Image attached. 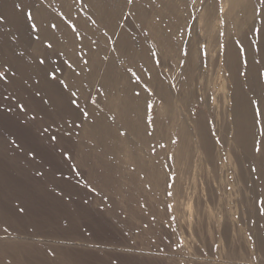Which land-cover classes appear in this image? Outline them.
<instances>
[{"label": "rangeland", "instance_id": "obj_1", "mask_svg": "<svg viewBox=\"0 0 264 264\" xmlns=\"http://www.w3.org/2000/svg\"><path fill=\"white\" fill-rule=\"evenodd\" d=\"M14 1L18 28L5 24L0 2V258L264 264V114H254L264 112V0H246L248 17L240 7L238 17L224 16L229 0ZM30 2L48 13L53 42L30 28ZM57 23L63 28L51 27ZM122 30L133 39L123 47ZM245 38L257 91L249 88ZM232 42L237 81L226 63ZM54 69L78 107L50 78ZM105 71L113 73L109 89L100 85ZM130 82L133 97L124 98ZM237 91L258 101L246 122L255 128L247 155L236 143Z\"/></svg>", "mask_w": 264, "mask_h": 264}, {"label": "bare ground", "instance_id": "obj_2", "mask_svg": "<svg viewBox=\"0 0 264 264\" xmlns=\"http://www.w3.org/2000/svg\"><path fill=\"white\" fill-rule=\"evenodd\" d=\"M93 1V0H91ZM1 2V8H2V14L3 16L6 18L5 19V24L10 25L12 26L13 28H18V18L13 14L12 12V9H14V4L16 3L14 0H0ZM32 2V1H31ZM31 2L28 4V8L29 10L31 9L32 12H33V21L35 22V24L37 25V27L40 29L39 30V34L40 36L44 39V40H48V41H52L53 42V36H52V32L49 28V25L48 23H52V22H47L46 16H48V13L45 11V10H37L35 9L34 7V4L32 5ZM246 0H229L228 1V7L229 8L228 10L225 9L226 14H224V16H228V15H231V13H233L234 10H236V16L238 17V9L240 7V11L239 12L240 14H244V16H249L250 14V10H251V7H249V5H246L245 4ZM100 5V3H97V8L98 6ZM242 6V7H241ZM39 7H42L41 5H39ZM97 8H94L98 11V13L100 14L99 16H103L105 15L101 10L97 9ZM93 12V11H92ZM239 14V15H240ZM50 16V14H49ZM96 16V14H95ZM51 17V16H50ZM104 18L106 16H103ZM113 19V18H112ZM107 20V19H106ZM105 20V21H106ZM55 21V20H54ZM104 21V22H105ZM113 21V20H112ZM220 21V19H219ZM17 22V23H16ZM109 22V21H108ZM107 22V24L109 25V23ZM217 22V21H216ZM115 23V22H113ZM238 23V22H237ZM46 24V25H45ZM217 24V23H216ZM243 24V23H242ZM58 27H60L61 29L63 28V25L62 23H57L56 24ZM106 25V24H105ZM117 25V24H116ZM114 25V26H116ZM83 26V24H82ZM217 26V25H216ZM107 27V25H106ZM240 27H243V25H240ZM112 28V27H111ZM115 30H117V28H115ZM116 36V33L113 37ZM163 36V34H162ZM40 37V38H41ZM116 39V38H115ZM117 39H119L118 41H116L117 45L119 46H125V45H128L127 43L131 42L132 43V37L128 36L125 32L120 31L117 35ZM243 42V45H244V48L246 49V54H247V62L249 64V72H248V81L250 83L249 85V88H251L252 90H255L257 91L258 90V87L255 83H252V81L254 80V75L257 71V69L253 66V62L251 59H253V49H252V46L249 44L248 42V39L245 38V40H241ZM130 45V44H129ZM142 46V45H141ZM143 47V46H142ZM261 49V47H260ZM260 54V58L263 57V55L261 54V52H259ZM126 55H129V54H126ZM131 55V54H130ZM133 57V56H132ZM139 57H143L144 58V47H143V50L141 52V54L139 55ZM128 59L131 60V58L127 57ZM112 58H110L111 60ZM115 59V58H114ZM114 61V60H113ZM129 61V60H128ZM89 62H93V60H89ZM88 62V63H89ZM94 62L96 63V59L94 60ZM99 62V60H97V63ZM143 63V62H142ZM150 63V62H149ZM226 63H227V66L231 72V75H232V78L237 81L239 79V73H240V70H241V67H240V53L239 51L236 49V46L234 44V42L230 43L229 46H228V56L226 57ZM92 64V63H91ZM109 64V63H108ZM93 65V64H92ZM92 65H88L92 67ZM110 65V64H109ZM144 65V64H143ZM84 66V65H83ZM96 66V65H95ZM94 66V67H95ZM98 66V65H97ZM96 66V68H97ZM112 67V65H110ZM136 66V65H135ZM149 66V65H148ZM92 67V69L94 68ZM101 67V66H100ZM114 67V66H113ZM99 68V67H98ZM97 68V69H98ZM151 68V67H150ZM102 69V68H101ZM107 69V68H106ZM112 69V68H111ZM137 69V68H136ZM105 70V69H104ZM108 70V69H107ZM110 70V69H109ZM113 70V69H112ZM135 70V69H134ZM149 70V69H148ZM95 71V69H94ZM102 71V70H101ZM156 71V70H155ZM91 73V72H89ZM113 74L112 71H105L103 72L102 76L100 77V85H101V88L103 89H109L111 85H114L113 81L111 80L110 78V74ZM188 74V73H187ZM101 75V72L100 74ZM86 77H88L86 75ZM125 77H127L125 75ZM90 78V77H89ZM88 78V79H89ZM88 79H84V81L86 82H90ZM114 79V78H113ZM128 78H126L127 80ZM155 79V78H154ZM73 80V79H72ZM149 80V79H148ZM133 81V80H132ZM97 83V81L95 82ZM129 85V84H128ZM132 83L130 82V87L128 90H126L123 94H124V98H132L133 97V94L131 92V89H132ZM137 87V86H136ZM134 88V87H133ZM159 94H161L162 98H164L165 100L168 99V92L167 90L165 89V87H162L160 90H159ZM240 93L237 91L235 92V96H234V104H235V109L237 110L238 113H236V122H237V135H236V143H238L239 146H241L243 148V151L244 153L247 155V145H248V148L250 147L251 143L248 144L249 142H246V139H249V136L251 138H255V128L254 127H250L249 125H246V122H252L253 121V117H252V110H250V107H251V102L249 100H245L244 97H243V94L239 95ZM258 97L261 98V96L259 94H257ZM113 97V96H112ZM115 98V97H114ZM142 98V97H140ZM168 101V100H167ZM128 102H131L130 100H128ZM127 102V106H129V103ZM133 102V101H132ZM170 103V102H169ZM131 105V104H130ZM132 107V106H131ZM127 110H129L128 108H126ZM120 111L121 112H124V108H120ZM134 111V110H133ZM136 112V111H135ZM129 113V112H128ZM122 115V114H121ZM130 115V114H129ZM99 118V116H98ZM102 118V117H101ZM104 119V117H103ZM126 119V118H125ZM116 121V120H115ZM200 121V120H199ZM130 123V122H129ZM96 124V123H95ZM202 124V123H201ZM205 124V123H204ZM135 125V124H134ZM133 124L131 125H128L130 127H134ZM202 126V125H201ZM200 126V127H201ZM129 127V128H130ZM202 128L204 129L203 133H204V138L202 137V142H203V147L205 150V152L208 153V155L212 157V145H211V142H210V138L206 135V129L205 127L202 126ZM201 129V128H200ZM138 130V129H137ZM202 130V129H201ZM186 131V130H184ZM114 132V131H113ZM133 132V131H132ZM138 132V131H137ZM187 132V131H186ZM250 133V134H249ZM139 134V133H138ZM137 134V135H138ZM264 139V137H263ZM262 139V140H263ZM261 140V141H262ZM252 141V140H250ZM256 143V141L253 142V144ZM14 249V248H13ZM0 264H8L7 261L5 259H2L0 258Z\"/></svg>", "mask_w": 264, "mask_h": 264}, {"label": "snow or ice", "instance_id": "obj_3", "mask_svg": "<svg viewBox=\"0 0 264 264\" xmlns=\"http://www.w3.org/2000/svg\"><path fill=\"white\" fill-rule=\"evenodd\" d=\"M127 4H133L134 3V0H126ZM16 8H21V4L17 3L15 5ZM221 11H223L221 9ZM25 16H26V19L31 21L33 20V13L31 10H28L26 13H25ZM4 20V17L3 16H0V21H3ZM52 28H56L57 25L56 24H52L51 25ZM72 30L73 32L75 33L76 37L79 38L80 37V33L76 30V26L75 25H72ZM30 28L32 30H36L37 29V25L35 23H32L30 25ZM37 39H39V37H37ZM48 48H51L52 45L51 44H48L47 45ZM39 63L41 65H43L45 63V60L42 58L39 60ZM69 67H71V65H69ZM56 69L52 70L50 73H49V76L50 78L53 80V81H56L57 84L64 90H69V97H70V104L72 105H75L78 107V102L76 99H74V97H76L77 93L76 92H73V91H70L69 89V85L68 83L65 82V80H57V76H56ZM5 76V72L3 71H0V78H3ZM137 79H139V77H137ZM145 90L149 91L150 92V89H147V86H145ZM37 95H39V93H37ZM137 96H139V93H136ZM253 104H258V101H252ZM152 105L150 103H148L146 105V109H151ZM254 114L255 115H261V114H264V112L261 111V109L259 107H257L255 110H254ZM84 116H87L88 113L87 112H84L83 113ZM121 136L125 135V133L121 132L120 133ZM53 139H55V137H53ZM256 151H260V148L259 147H256ZM167 195L171 196L172 193L171 192H168ZM169 209L171 208V205L168 206ZM174 219V218H173Z\"/></svg>", "mask_w": 264, "mask_h": 264}]
</instances>
